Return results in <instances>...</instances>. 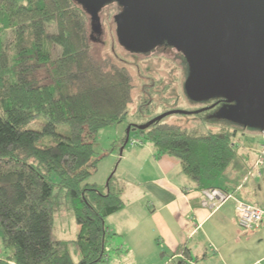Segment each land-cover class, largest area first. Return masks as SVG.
<instances>
[{
  "label": "trees",
  "instance_id": "obj_1",
  "mask_svg": "<svg viewBox=\"0 0 264 264\" xmlns=\"http://www.w3.org/2000/svg\"><path fill=\"white\" fill-rule=\"evenodd\" d=\"M86 17L76 0H0V241L6 254L0 264L108 261L106 218L123 209V187L115 173L106 192L88 179L105 157L96 148L98 131L126 119L133 85L126 67L97 63ZM7 31L11 37L3 41ZM222 99L215 107L228 103ZM129 127L157 155L177 158L198 190L231 194L220 181L244 156L236 131L186 129L162 119ZM68 208L77 238L54 240V215ZM70 243L78 247V261ZM179 253L168 264L195 259L187 247Z\"/></svg>",
  "mask_w": 264,
  "mask_h": 264
},
{
  "label": "rangeland",
  "instance_id": "obj_2",
  "mask_svg": "<svg viewBox=\"0 0 264 264\" xmlns=\"http://www.w3.org/2000/svg\"><path fill=\"white\" fill-rule=\"evenodd\" d=\"M76 1L87 13V34L97 63L101 66L115 64L126 67L133 85L132 101L128 106L126 119L98 131L96 148L105 154V157L100 160L97 171L88 180L95 182L102 192H106L107 182L115 173V178L121 185L125 183L126 187H130L136 165L135 162L122 158L128 153V149H125L122 155L121 149H124V146L121 145L127 136L129 140L126 144L129 146L131 140H144L138 137L134 127L130 129L129 125H142L173 111L162 119V123L200 131H218L224 127L236 131V144L246 159L242 161L238 156L223 174L220 182L229 190L234 189L233 195L241 196L243 201L255 205L259 201V205L263 206L264 202L258 200L252 191L253 178H256L258 171L251 173L255 176L253 178L247 171L255 161L256 155L258 157L264 128L261 125L246 123L242 114L231 111V106L226 104L200 114L195 113L214 104L216 98H197L188 91L186 83L192 73V65L180 41L172 40L170 36L167 38L160 34L153 35L148 48L142 50L138 46L129 45L127 37L121 38L118 20L126 10L127 0H108L102 5L96 0ZM10 37L11 32L7 31L2 38L4 41ZM39 121L41 120L32 124L34 129L40 127ZM61 128L68 131L67 127ZM248 150L251 151L249 154ZM263 168L261 167L260 171H263ZM228 181L239 184L232 186ZM261 182L259 179L258 183ZM78 233L79 226L70 208L55 213L52 229L54 240L69 242L75 240ZM109 242L108 236L109 258L104 264H137V261L140 264H151L139 260L135 255L119 254L115 248L110 247ZM69 250L74 261H78L80 255L77 245L70 243ZM5 255V247L0 241V257Z\"/></svg>",
  "mask_w": 264,
  "mask_h": 264
},
{
  "label": "crops",
  "instance_id": "obj_3",
  "mask_svg": "<svg viewBox=\"0 0 264 264\" xmlns=\"http://www.w3.org/2000/svg\"><path fill=\"white\" fill-rule=\"evenodd\" d=\"M139 142L124 145L122 155L125 149L128 153L122 158L135 162L136 172L130 187L122 184L123 209L106 218L110 247L119 254L135 255L151 264H168L181 258L182 247H187L195 257L191 264H261L264 217L259 229L252 232L242 229L236 207L238 201H246L233 195L234 189H228L231 198L221 205L204 206L201 191L184 174L177 158L157 155L152 143ZM256 162L257 155L247 172L253 178L251 173L258 171L252 191L264 202V168L260 171ZM258 202L256 206L264 210V205Z\"/></svg>",
  "mask_w": 264,
  "mask_h": 264
},
{
  "label": "water",
  "instance_id": "obj_4",
  "mask_svg": "<svg viewBox=\"0 0 264 264\" xmlns=\"http://www.w3.org/2000/svg\"><path fill=\"white\" fill-rule=\"evenodd\" d=\"M126 5L118 20L121 38L142 50L153 35L180 41L192 65L188 91L197 98L223 97L246 123L264 128V0H127Z\"/></svg>",
  "mask_w": 264,
  "mask_h": 264
},
{
  "label": "built area",
  "instance_id": "obj_5",
  "mask_svg": "<svg viewBox=\"0 0 264 264\" xmlns=\"http://www.w3.org/2000/svg\"><path fill=\"white\" fill-rule=\"evenodd\" d=\"M261 149L258 152L257 166H264V132L262 133ZM132 144H140L139 141H131ZM202 204L204 206H219L231 198V194L225 193L224 191L214 188L205 189L201 191ZM236 215L239 226L249 232L255 231L260 228L261 222L264 217V210L256 205L238 201L236 207ZM264 264V259L261 261Z\"/></svg>",
  "mask_w": 264,
  "mask_h": 264
},
{
  "label": "flooded vegetation",
  "instance_id": "obj_6",
  "mask_svg": "<svg viewBox=\"0 0 264 264\" xmlns=\"http://www.w3.org/2000/svg\"><path fill=\"white\" fill-rule=\"evenodd\" d=\"M218 104H219V103H218ZM218 104H217V105H218ZM217 105H216V106H217Z\"/></svg>",
  "mask_w": 264,
  "mask_h": 264
}]
</instances>
